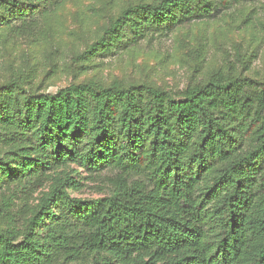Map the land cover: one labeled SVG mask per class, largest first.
Here are the masks:
<instances>
[{
  "label": "trees",
  "instance_id": "trees-1",
  "mask_svg": "<svg viewBox=\"0 0 264 264\" xmlns=\"http://www.w3.org/2000/svg\"><path fill=\"white\" fill-rule=\"evenodd\" d=\"M66 0H0L22 35ZM247 0L129 4L72 65L167 36ZM195 75L206 52L194 51ZM232 63L173 93L89 80L34 91L0 84V264H264V79ZM102 198L75 196L82 173Z\"/></svg>",
  "mask_w": 264,
  "mask_h": 264
},
{
  "label": "rangeland",
  "instance_id": "rangeland-1",
  "mask_svg": "<svg viewBox=\"0 0 264 264\" xmlns=\"http://www.w3.org/2000/svg\"><path fill=\"white\" fill-rule=\"evenodd\" d=\"M153 0H66L52 13L37 21L34 29L18 35L0 27V84L12 70H35L34 91L55 94L72 83L89 80L106 86L151 84L177 93L196 79L204 81L213 71L228 70L246 62V76L264 79V0H247L229 10L216 12L162 37L140 42L114 55L99 57L84 74L72 65L73 58L89 48L112 19L129 4ZM206 52L203 72L196 76L194 51ZM0 147V155L3 154ZM82 173L85 188L75 196L102 198L108 194V178Z\"/></svg>",
  "mask_w": 264,
  "mask_h": 264
}]
</instances>
